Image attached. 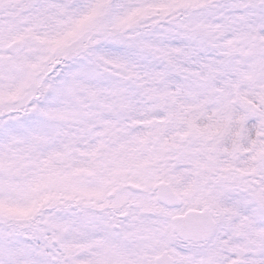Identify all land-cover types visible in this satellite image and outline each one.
Wrapping results in <instances>:
<instances>
[{
    "label": "snow or ice",
    "instance_id": "6c2138e0",
    "mask_svg": "<svg viewBox=\"0 0 264 264\" xmlns=\"http://www.w3.org/2000/svg\"><path fill=\"white\" fill-rule=\"evenodd\" d=\"M0 264H264V0H0Z\"/></svg>",
    "mask_w": 264,
    "mask_h": 264
}]
</instances>
